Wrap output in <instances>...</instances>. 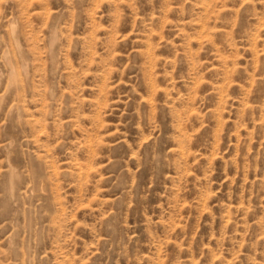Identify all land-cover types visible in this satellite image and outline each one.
<instances>
[{
  "label": "rangeland",
  "instance_id": "374dc122",
  "mask_svg": "<svg viewBox=\"0 0 264 264\" xmlns=\"http://www.w3.org/2000/svg\"><path fill=\"white\" fill-rule=\"evenodd\" d=\"M0 264H264V0H0Z\"/></svg>",
  "mask_w": 264,
  "mask_h": 264
}]
</instances>
